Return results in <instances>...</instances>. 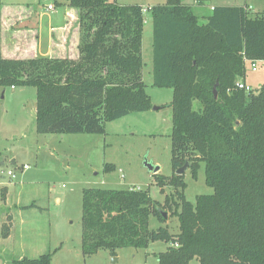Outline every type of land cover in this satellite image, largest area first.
Here are the masks:
<instances>
[{
    "label": "trees",
    "instance_id": "obj_1",
    "mask_svg": "<svg viewBox=\"0 0 264 264\" xmlns=\"http://www.w3.org/2000/svg\"><path fill=\"white\" fill-rule=\"evenodd\" d=\"M67 5L79 25L76 59L3 57L0 12V99L6 88L34 87L39 134H100L109 121L150 110L142 79V5L109 0H68ZM249 8L213 6L202 16L204 23L183 0L150 8L152 85L173 91L165 106L172 109L169 182L180 200L179 232L149 228L151 215L160 223L166 219L148 189L86 187L83 255L107 249L115 256L122 247L161 241L167 245L157 254L158 264H189L193 258L200 264H264V84L255 92L237 85H246V60H264V11ZM186 161L192 178L204 163L212 194L186 200V183L176 173ZM156 175L161 186L163 176ZM2 230L7 237L10 225ZM51 256L45 252L12 263L50 264Z\"/></svg>",
    "mask_w": 264,
    "mask_h": 264
},
{
    "label": "rangeland",
    "instance_id": "obj_2",
    "mask_svg": "<svg viewBox=\"0 0 264 264\" xmlns=\"http://www.w3.org/2000/svg\"><path fill=\"white\" fill-rule=\"evenodd\" d=\"M14 1L42 6L36 0H0ZM109 1L143 7L142 79L152 107L160 108L151 107L148 111L132 112L109 121L104 133L100 134H39L35 130V88H6L4 99L0 100V158L4 163L0 166V264H13V260L22 258L34 259L45 252L52 253L50 264H158L157 254L165 251L167 245L161 241L152 242L146 248L122 247L115 256L107 249L83 255L81 197L86 187L148 189L152 200L159 202L167 214L165 223L151 215L149 228L166 226L173 235L179 232L175 212L180 208V200L169 182L173 174L172 109L165 106L171 102L173 91L152 85L149 10L165 0ZM236 1L232 3L246 1L252 5L255 11L249 8L251 13L264 11V0ZM199 20L205 22L202 16ZM250 62L245 61L244 81L255 92L264 84V60L255 61L256 70H251ZM199 106V102L194 101L193 108ZM105 164L112 168L105 169ZM148 164L159 167L156 173L163 176L161 186L157 185V175L148 169ZM23 165L27 168L22 169ZM8 170L13 171L15 177L8 175ZM181 175L186 183V200L194 202L199 194L213 193V188L205 183L203 162H200L196 178H192L189 166ZM3 186L11 192L8 209L3 204L6 196ZM18 197L20 200L16 203ZM31 203L36 206L21 208ZM7 212L11 213L12 222L3 216ZM11 223L12 235L4 240L3 224L11 226ZM189 264L200 263L193 258Z\"/></svg>",
    "mask_w": 264,
    "mask_h": 264
},
{
    "label": "crops",
    "instance_id": "obj_3",
    "mask_svg": "<svg viewBox=\"0 0 264 264\" xmlns=\"http://www.w3.org/2000/svg\"><path fill=\"white\" fill-rule=\"evenodd\" d=\"M36 1L41 2L42 6H35L28 1L25 5L15 1L0 2L2 56L10 59H27L37 56L76 59L78 57L79 25L75 9L67 5L68 0ZM183 2L191 5L194 12L200 16L209 15L213 6L247 4L255 11L254 7L246 1L242 4L232 3L238 2L236 0H183ZM48 5H53V9H48ZM3 99L4 97L0 100ZM3 164L0 158V166ZM2 192L6 194L3 204L8 209L11 192L7 186H3ZM19 198L18 200L15 198L16 203L19 202ZM3 216L11 217L12 222L11 213L7 212ZM11 227L12 223L8 236L2 237L4 240L11 237Z\"/></svg>",
    "mask_w": 264,
    "mask_h": 264
},
{
    "label": "water",
    "instance_id": "obj_4",
    "mask_svg": "<svg viewBox=\"0 0 264 264\" xmlns=\"http://www.w3.org/2000/svg\"><path fill=\"white\" fill-rule=\"evenodd\" d=\"M213 94H214V97H216V90H215V89H213ZM3 97H4V95H1V98H3ZM159 108H160L159 106H153V107H152V109H159ZM12 162H13V164H14V160H12ZM187 166H188V162L186 161V162L184 163L183 166H181L180 168H178V169L176 170V173H177V174H181V173L183 172V170H184ZM147 167H148L149 170H152L153 173H156V172L159 170V167H158V166H155V167H154V166L148 164ZM160 214L162 215L163 218L166 219L167 214H166V212H165L164 210H160Z\"/></svg>",
    "mask_w": 264,
    "mask_h": 264
},
{
    "label": "built area",
    "instance_id": "obj_5",
    "mask_svg": "<svg viewBox=\"0 0 264 264\" xmlns=\"http://www.w3.org/2000/svg\"><path fill=\"white\" fill-rule=\"evenodd\" d=\"M53 7H54L53 5H48L47 6L48 9H53ZM255 63H256L255 61H253V62L251 61L250 62L251 70H256L257 69ZM237 85H238L239 88H244L245 91H247L249 89L247 85H244L241 82L237 83ZM25 168H27V166L26 165H23L22 169H25ZM7 174L10 175L11 177H15L13 171H11V170H8L7 171Z\"/></svg>",
    "mask_w": 264,
    "mask_h": 264
}]
</instances>
